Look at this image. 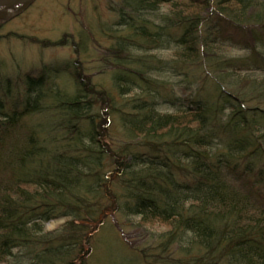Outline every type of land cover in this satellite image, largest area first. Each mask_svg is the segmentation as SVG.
I'll return each instance as SVG.
<instances>
[{
  "label": "trees",
  "instance_id": "trees-1",
  "mask_svg": "<svg viewBox=\"0 0 264 264\" xmlns=\"http://www.w3.org/2000/svg\"><path fill=\"white\" fill-rule=\"evenodd\" d=\"M111 13L109 87L79 66L73 90L45 66L20 110L0 98V264H92L106 226L122 243L120 225L165 229L129 250L137 264H264V0Z\"/></svg>",
  "mask_w": 264,
  "mask_h": 264
},
{
  "label": "rangeland",
  "instance_id": "rangeland-1",
  "mask_svg": "<svg viewBox=\"0 0 264 264\" xmlns=\"http://www.w3.org/2000/svg\"><path fill=\"white\" fill-rule=\"evenodd\" d=\"M120 2L121 0H37L26 11L15 15L17 9H13L0 20V98L9 112L20 110L19 102L25 94L26 78L38 77L45 66L62 68L60 72L48 78L57 84L65 82V78V83L73 90L76 82L72 74L79 66L83 67L84 80L90 81L91 77L93 83L102 82L104 86L109 87L112 81V66L110 61L104 63L101 60L110 55L108 51L112 43L102 31L111 28L117 20L115 14L111 13V7H117ZM90 28L95 36L91 34ZM64 38H69L65 47L41 46V43L57 42ZM83 42H86V51L82 48ZM75 45L80 46L74 47ZM158 54L161 59L170 56L167 51ZM100 72H104V75H100ZM161 78L168 80L169 86L181 81L179 77L164 74ZM191 83L196 90L203 86L204 79L200 76L194 77ZM176 91L183 97L180 88ZM156 107L160 112L173 111L163 99L159 100ZM111 220L114 221L113 218ZM65 222V218L49 222L45 230L48 233L55 232ZM106 227L103 238L100 239L101 248L92 264H137V256L129 250L142 249L153 234L165 230L145 226H128L121 229L120 225L117 226V233L122 242L120 243L117 235L110 230L111 227Z\"/></svg>",
  "mask_w": 264,
  "mask_h": 264
},
{
  "label": "water",
  "instance_id": "water-1",
  "mask_svg": "<svg viewBox=\"0 0 264 264\" xmlns=\"http://www.w3.org/2000/svg\"><path fill=\"white\" fill-rule=\"evenodd\" d=\"M37 0H0V20L5 18V13L19 7L15 15L26 11Z\"/></svg>",
  "mask_w": 264,
  "mask_h": 264
},
{
  "label": "bare ground",
  "instance_id": "bare-ground-1",
  "mask_svg": "<svg viewBox=\"0 0 264 264\" xmlns=\"http://www.w3.org/2000/svg\"><path fill=\"white\" fill-rule=\"evenodd\" d=\"M10 13V12H9Z\"/></svg>",
  "mask_w": 264,
  "mask_h": 264
}]
</instances>
